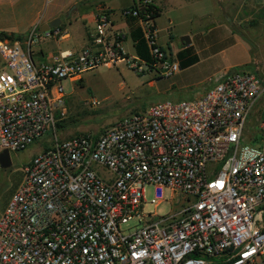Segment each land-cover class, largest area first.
<instances>
[{
    "label": "built area",
    "instance_id": "obj_1",
    "mask_svg": "<svg viewBox=\"0 0 264 264\" xmlns=\"http://www.w3.org/2000/svg\"><path fill=\"white\" fill-rule=\"evenodd\" d=\"M122 10L135 17L152 60L168 77L178 62L157 43L151 0ZM0 38V152L22 151L52 131L51 143L22 169L0 213V264H252L264 257V79L226 70L200 96L160 101L96 136L57 139L67 115L61 81L100 67H147L121 48L106 9L78 52L33 60L38 37ZM148 69V70H151ZM92 104L95 102L92 101ZM257 133L244 135L247 116ZM166 189L186 205L157 219L142 214L143 191ZM152 199L149 203H155ZM136 220L123 234L119 227Z\"/></svg>",
    "mask_w": 264,
    "mask_h": 264
},
{
    "label": "rangeland",
    "instance_id": "obj_2",
    "mask_svg": "<svg viewBox=\"0 0 264 264\" xmlns=\"http://www.w3.org/2000/svg\"><path fill=\"white\" fill-rule=\"evenodd\" d=\"M101 1L110 9L114 27H122L118 19L120 8L131 0ZM219 5L216 0H205L203 3L199 0V8L212 11L213 14L218 13ZM72 8L65 10L67 16L73 13ZM189 14V10H182L171 15L172 18L160 16L155 27L158 30V43L164 51L167 46L173 51H180L185 46L181 38L187 37V46L197 57L195 64L165 77L155 69L137 73L129 69L126 63H119L111 68L100 67L87 72L74 84L68 80L61 81L67 115L54 126L56 138L66 139L79 134L96 136L118 120L141 113L153 103L194 97L199 91L211 87L213 84L210 80L226 70L250 72L264 79V28L255 26L252 21H229L226 26H218L214 18L195 21L188 17ZM169 18L171 22L167 21ZM204 27H210V30L206 32ZM76 28L77 25L71 21L69 30L76 34ZM56 42L60 48L64 47L59 38ZM121 48L128 58L133 56L128 38L121 43ZM255 106L260 109L264 107V95ZM255 116L251 111L246 118V139L257 133ZM51 139L50 130L26 149L9 153L10 166L0 168V213L19 184L23 176L22 169L34 155L50 145ZM159 195L162 200L156 202L159 200L154 199L153 187H144L141 212L148 214L146 218L154 220L167 217L187 204L181 196L166 189H162ZM152 199L155 203H149ZM137 225V221L132 220L119 229L126 234Z\"/></svg>",
    "mask_w": 264,
    "mask_h": 264
},
{
    "label": "crops",
    "instance_id": "obj_3",
    "mask_svg": "<svg viewBox=\"0 0 264 264\" xmlns=\"http://www.w3.org/2000/svg\"><path fill=\"white\" fill-rule=\"evenodd\" d=\"M151 1L153 7L158 10L154 25L158 23L160 16L171 17V15H175L176 12L182 10L190 11L188 17L191 20L199 21V19L214 18L217 20L218 26H226L229 21H252L255 26L262 28L264 24V0H216L220 5L218 6V13L215 14L212 11L199 8V0ZM204 1L201 0V3ZM133 2L134 0H131L128 5L120 8L118 19L123 26L115 28L111 20V11L101 0H0V32L13 33L23 37L34 27L39 30L53 20H58V38L63 42L64 47L60 48L58 46L57 38L46 40L39 36L37 44L33 48V60L37 63H48L53 54L63 51L76 53L84 47L89 34L92 32L94 16L99 9H106L111 21V30L121 33L123 36L121 43H123L128 38V26L121 15V11L132 6ZM71 6H73V13L67 16L65 10ZM171 20L170 18L167 19L168 22H171ZM71 21L77 25L76 34L69 30ZM204 28H206V32L210 30V27ZM158 45L162 48L159 43ZM165 51L172 58H176L175 55L179 50L173 51L170 46H167ZM205 90L199 91L194 97L177 99H192L200 96ZM252 264H264V257L257 258Z\"/></svg>",
    "mask_w": 264,
    "mask_h": 264
},
{
    "label": "trees",
    "instance_id": "obj_4",
    "mask_svg": "<svg viewBox=\"0 0 264 264\" xmlns=\"http://www.w3.org/2000/svg\"><path fill=\"white\" fill-rule=\"evenodd\" d=\"M130 6L129 8H132ZM129 8L123 9L127 10ZM155 9V8H154ZM158 10L155 9L153 12V18L155 19L157 16ZM126 25L128 26V38L131 42L134 57H136L139 61H141L148 69H151L150 64L152 62L146 45L142 39L140 30L137 26L136 18L132 17L128 14L123 16ZM0 38H8L10 40H20L22 35H17L13 33H4L0 32ZM176 59L178 61L179 69L187 68L197 62V57L195 54L191 53L190 47L185 45L183 49L176 53Z\"/></svg>",
    "mask_w": 264,
    "mask_h": 264
},
{
    "label": "water",
    "instance_id": "obj_5",
    "mask_svg": "<svg viewBox=\"0 0 264 264\" xmlns=\"http://www.w3.org/2000/svg\"><path fill=\"white\" fill-rule=\"evenodd\" d=\"M58 23H59L58 20H53L48 25H45L43 28H40L39 31L44 32L49 29H56L58 27ZM263 28H264V24H263ZM181 41L184 45L189 44V40L187 37H182ZM232 71L233 70L231 69L230 72ZM9 166H10L9 153L6 150H3L0 152V168H7Z\"/></svg>",
    "mask_w": 264,
    "mask_h": 264
}]
</instances>
